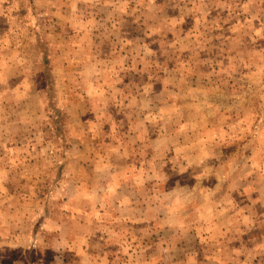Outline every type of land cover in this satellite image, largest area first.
Instances as JSON below:
<instances>
[{"label": "rangeland", "instance_id": "obj_1", "mask_svg": "<svg viewBox=\"0 0 264 264\" xmlns=\"http://www.w3.org/2000/svg\"><path fill=\"white\" fill-rule=\"evenodd\" d=\"M23 258L264 264V0H0V264Z\"/></svg>", "mask_w": 264, "mask_h": 264}, {"label": "crops", "instance_id": "obj_2", "mask_svg": "<svg viewBox=\"0 0 264 264\" xmlns=\"http://www.w3.org/2000/svg\"><path fill=\"white\" fill-rule=\"evenodd\" d=\"M17 246H19V245H17ZM23 261H24V263L22 261L20 263L21 264H32V261L31 260H28V259L23 258ZM11 264H19V263L14 259V260H12Z\"/></svg>", "mask_w": 264, "mask_h": 264}]
</instances>
